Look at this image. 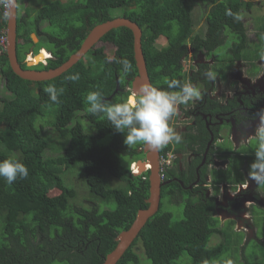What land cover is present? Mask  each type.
<instances>
[{
  "label": "trees",
  "instance_id": "obj_1",
  "mask_svg": "<svg viewBox=\"0 0 264 264\" xmlns=\"http://www.w3.org/2000/svg\"><path fill=\"white\" fill-rule=\"evenodd\" d=\"M253 1L39 0L41 5L30 17L19 15L18 9V57L23 68H28L23 61L31 48L37 52L44 47L52 58L47 65L33 68H56L80 49L91 29L120 17L113 12L123 8L122 16L142 28L153 86L174 91L167 89V81L181 80V59L187 53L188 39L196 50H202L209 46L208 41L219 43L226 29L239 32L240 20L227 12L252 9ZM196 4L209 7L207 37L195 33ZM6 27L4 17L0 32ZM32 33L38 34V43L33 42ZM160 39L167 45L159 47ZM100 42L115 47L111 63L105 45L98 43L61 76L37 82L16 74L7 52L0 53V76L13 94L11 98L0 97V160L16 157L29 168L26 179L12 184L0 178V264H103L116 248L117 236L149 205L150 172L135 175L131 169L132 163L145 159V145L128 147L125 134L117 133L105 117L90 114L85 103L90 91H100L108 103L122 102L131 93L132 80L138 74L134 34L129 28L118 27ZM123 59L133 65L127 74L117 62ZM76 73L78 80L67 79ZM118 83L119 91L113 95ZM49 85L65 89L58 102H52L44 91ZM257 143L243 149L251 162ZM75 166L97 204H76L77 190L67 180V172ZM181 178L186 187L192 179ZM112 179L120 184L113 185ZM192 191L175 180L163 186L160 209L117 264H141L136 251L139 243L152 264H227L229 260L233 264L240 260L264 264V238L257 232L255 238H246L245 232L235 229V221L221 225L214 215V201L194 198ZM177 192L185 199L172 206L169 202ZM180 207L183 216L177 219L174 211ZM258 213L252 212L255 228L260 221ZM213 237H219V242L213 244ZM252 241L263 248L261 261L251 262L246 256Z\"/></svg>",
  "mask_w": 264,
  "mask_h": 264
},
{
  "label": "flooded vegetation",
  "instance_id": "obj_2",
  "mask_svg": "<svg viewBox=\"0 0 264 264\" xmlns=\"http://www.w3.org/2000/svg\"><path fill=\"white\" fill-rule=\"evenodd\" d=\"M24 2L27 0L18 2L19 8ZM244 10L241 8L239 13L242 17L239 32L224 30L216 45L208 41V47L196 50L188 39L187 53L181 59L183 76L180 79L196 85L202 95L198 100L178 106L171 126L182 140L178 144H169L164 152L160 149V157L170 158L161 167L159 157L158 166L160 174L162 172L161 181L166 182L163 186L175 180L186 190H193L192 197L213 200L214 215L220 219L221 225L235 221L236 229L238 221L247 222L245 225L252 230L248 229L246 238H252L257 229L252 212L258 205L252 203L249 206L250 217L240 213L236 205L251 180L248 169L252 162L243 149L257 141L255 114L264 109V16L248 17ZM21 14H25L24 10ZM207 29L197 34L207 37ZM224 43L229 45L226 50L220 47ZM218 48L222 52L218 53ZM222 53L228 56L227 59ZM236 70L240 72L234 77ZM208 73L215 78H209ZM182 176L192 178L187 187ZM184 199L185 196L177 192L169 203L179 206ZM238 212L240 218L235 217L239 216Z\"/></svg>",
  "mask_w": 264,
  "mask_h": 264
},
{
  "label": "clouds",
  "instance_id": "obj_3",
  "mask_svg": "<svg viewBox=\"0 0 264 264\" xmlns=\"http://www.w3.org/2000/svg\"><path fill=\"white\" fill-rule=\"evenodd\" d=\"M0 4L6 8L15 6L14 0H0ZM18 9L20 8L18 7ZM227 15L233 16L237 21L242 19L239 14H233L231 10L227 12ZM44 49L48 52L49 57H45L39 64L47 65L48 60L52 58V53L44 47L37 52L33 47V51L30 50L31 52L26 55L23 62H30L31 56L35 57ZM44 60L47 62L46 64ZM108 62H112L111 57H108ZM117 62L122 64V71L125 74L133 68L128 59ZM207 75L211 79L215 78L212 73ZM67 79L76 81L79 79V74H72ZM167 89L175 90H164L145 82L140 85L137 91L129 94L125 100L119 103H108L100 91H90L85 97V103L88 105L87 110L90 114L105 117L117 133L125 134L124 143L128 147L143 144L153 150H160L169 144H178L182 140L181 135L171 126V120L176 115L178 106L198 100L202 95L196 85L191 82H181L179 79L167 81ZM44 91L49 94L52 102H58L65 89L49 85ZM255 118L254 135L258 143L255 159L249 165L248 176L255 184L264 185V109L258 111ZM137 162L131 165L133 173L136 171ZM142 173H138V175ZM28 176L29 168L20 159L9 156L0 160V178H3L7 184H12L18 179H26ZM227 264H233V262L229 260Z\"/></svg>",
  "mask_w": 264,
  "mask_h": 264
},
{
  "label": "water",
  "instance_id": "obj_4",
  "mask_svg": "<svg viewBox=\"0 0 264 264\" xmlns=\"http://www.w3.org/2000/svg\"><path fill=\"white\" fill-rule=\"evenodd\" d=\"M14 2L15 6L13 8H10V13L7 20V55L9 57L12 69L22 78L37 82L51 80L59 77L69 69H71L82 58H84V56L90 50H92L108 32L118 27H126L132 30L134 34V53L136 65L138 68V74L132 80L131 93L137 91L142 83L148 82L152 84L146 57L143 51L142 28L137 22L124 16L115 17L106 22L98 24L93 29H91L80 49L72 54L70 58L60 66L56 68L38 70L33 67H35L39 63L26 61L28 68H23L22 63L20 62L18 57V0H14ZM31 50L33 51V47L31 48ZM118 91L119 83L117 84V88L113 95ZM109 99H111V97ZM144 151L146 153L144 161L139 160L138 162H146L150 160L152 164V168H150L149 170L150 195L147 199V203L149 205L147 208L140 209L137 213L136 219L134 220L130 228L123 230L117 236L118 244L116 248L106 256L103 264H117L126 253V251L130 248L135 239L139 236L141 230L148 222V220L153 215H155L160 208L162 187L166 183L161 181V174L158 166L160 150H153L152 148L145 145ZM134 174L138 175L137 172H135Z\"/></svg>",
  "mask_w": 264,
  "mask_h": 264
},
{
  "label": "rangeland",
  "instance_id": "obj_5",
  "mask_svg": "<svg viewBox=\"0 0 264 264\" xmlns=\"http://www.w3.org/2000/svg\"><path fill=\"white\" fill-rule=\"evenodd\" d=\"M40 5L41 4H40L39 0H27V2H24V5L20 6L19 15H21L22 11L24 10L25 14H27V16L30 17L33 15L35 10ZM253 5L254 6L252 7V9L244 10V12H245L244 15L248 16V17L264 16V0H255ZM208 10H209L208 6H206V5L200 6V5L196 4L195 10H194V21H195V32L196 33L197 32H204L207 29V13H208ZM123 13H124V9L119 8V9L114 10L113 15L122 16ZM43 25H44V23H42V26ZM225 32L232 33L229 29H226ZM31 38H32L34 43H38V41L40 39L37 33H32ZM166 43L167 42L164 39L158 40L159 46L166 45ZM99 45H105L106 52H107L108 56L111 58L113 57L114 51H115V47L113 45L108 44V43H104V42H99ZM220 47H221V49L226 50L227 48H229V45L227 43H224ZM217 51H218V53L222 52L219 50V48L217 49ZM47 55H48L47 52L43 51L38 56L39 57L42 56V59H44ZM222 55L227 59V57H228L227 55L225 56L223 53H222ZM36 57H37V55L35 57H33V59H35ZM239 72H240L239 70H236L234 77H237ZM243 77H244V75H243ZM4 96L7 98H11L13 96V94L10 93V91L6 88V81L4 80L3 77L0 76V97H4ZM79 114H81V113L79 112L78 115ZM75 121H76V118H74L73 123H75ZM2 128H4V125ZM0 131H1V128H0ZM48 131L50 132L49 129H48ZM67 180L77 190V197L75 200L77 205H79V206L80 205L92 206L95 204L96 200H92L91 196L89 195L88 187L85 183L84 177H83L82 172L80 171L79 167L75 166V167H73L72 170L67 172ZM112 184L118 185V184H120V182L116 179H112ZM260 186L255 184L252 180H250L249 187L246 188L247 191L245 192V194H243V197L238 201V205H236V207L238 208V211L240 213L244 214L245 217H250L251 213H250V207L249 206H251L252 203H256L258 205L255 208H256V210L259 211L258 215H260V221H257L256 232L258 233V235L260 237L264 238V185H260ZM242 190H243V188H242ZM52 193L57 194V191H53ZM231 197H233V196L231 195ZM97 202H96V204H97ZM165 208L170 209L171 206H167ZM174 212L176 213L175 218H177V219H180L183 216V208H181V207L178 208L177 211H174ZM239 212L237 213V215H239V216H235V217L240 218L241 214ZM239 218H237V220ZM246 223L247 222H244V224H243L241 221H238L236 229L243 230V232H245V235L247 236V234L249 233L248 229L249 230H252V229L247 228L248 226H246L247 225ZM256 232L253 233V237L256 236ZM219 240H220L219 237H213L212 243L213 244L217 243V242H219ZM136 251L139 253V255L141 257V264H152L150 260L146 259V255H145V252H144V249H143L141 243H139L137 245ZM262 255H263V248L260 247V245H257L255 243V241H252L246 247V256H247V258L250 259L251 262L261 261L263 259ZM238 263L244 264V262H242V260L238 261Z\"/></svg>",
  "mask_w": 264,
  "mask_h": 264
},
{
  "label": "built area",
  "instance_id": "obj_6",
  "mask_svg": "<svg viewBox=\"0 0 264 264\" xmlns=\"http://www.w3.org/2000/svg\"><path fill=\"white\" fill-rule=\"evenodd\" d=\"M0 12L2 13V16H3V17L0 16V20L2 21L4 17H7V20H8V16H9V13H10V8H6L2 4H0ZM7 38H8L7 30L1 31L0 32V53H3V52L7 51ZM30 59H33V56H31ZM44 63L46 64L47 62L44 60ZM160 158H161L160 159V166L164 167L166 162L169 161L168 158H170V157L161 156ZM160 176H161V179H162V172H161Z\"/></svg>",
  "mask_w": 264,
  "mask_h": 264
},
{
  "label": "bare ground",
  "instance_id": "obj_7",
  "mask_svg": "<svg viewBox=\"0 0 264 264\" xmlns=\"http://www.w3.org/2000/svg\"><path fill=\"white\" fill-rule=\"evenodd\" d=\"M42 51H46V50L44 49ZM47 54H48V52H47ZM46 57H49V54ZM41 59H42V56L41 57H36L35 59H31L30 62L38 63L39 61L43 60V59L42 60ZM148 168H152V164H151L150 160H148L146 162H137L136 165H135V170H136L137 173H141V172L145 171Z\"/></svg>",
  "mask_w": 264,
  "mask_h": 264
},
{
  "label": "crops",
  "instance_id": "obj_8",
  "mask_svg": "<svg viewBox=\"0 0 264 264\" xmlns=\"http://www.w3.org/2000/svg\"><path fill=\"white\" fill-rule=\"evenodd\" d=\"M29 52H31V51H29ZM142 160V159H141ZM139 161V160H138Z\"/></svg>",
  "mask_w": 264,
  "mask_h": 264
}]
</instances>
